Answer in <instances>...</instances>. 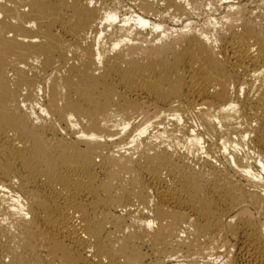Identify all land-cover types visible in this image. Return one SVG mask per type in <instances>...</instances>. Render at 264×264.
Segmentation results:
<instances>
[{"label":"bare ground","instance_id":"obj_1","mask_svg":"<svg viewBox=\"0 0 264 264\" xmlns=\"http://www.w3.org/2000/svg\"><path fill=\"white\" fill-rule=\"evenodd\" d=\"M221 1L0 0V264H264V0Z\"/></svg>","mask_w":264,"mask_h":264},{"label":"rangeland","instance_id":"obj_2","mask_svg":"<svg viewBox=\"0 0 264 264\" xmlns=\"http://www.w3.org/2000/svg\"><path fill=\"white\" fill-rule=\"evenodd\" d=\"M209 1L212 2L213 0H199V2L201 3V6L203 7V9L201 7L200 8L201 10L196 14V15H198V17L197 16H193L192 22L195 24V26H197V27L202 26L204 24V22H206L210 18V16L212 18H215V17L216 18H222L225 15L224 13L227 12V8H226L227 7V2L226 1H221V0H215V2L213 1L215 4L217 2V4H218L217 7L218 8L217 9H212V10H210V8H208V7H205V6L208 5V3H210ZM219 1H220V3H218ZM214 10H215V12H214ZM121 11H122L121 14H124L125 11H126V8H122ZM167 26L169 28H173L174 24L172 22H170V23L167 24Z\"/></svg>","mask_w":264,"mask_h":264}]
</instances>
